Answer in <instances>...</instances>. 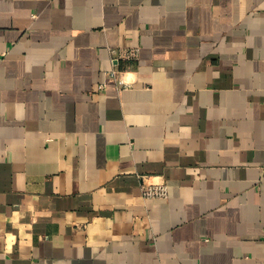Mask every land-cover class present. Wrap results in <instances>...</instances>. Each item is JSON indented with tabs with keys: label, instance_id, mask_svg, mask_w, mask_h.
<instances>
[{
	"label": "crops",
	"instance_id": "0c3cea01",
	"mask_svg": "<svg viewBox=\"0 0 264 264\" xmlns=\"http://www.w3.org/2000/svg\"><path fill=\"white\" fill-rule=\"evenodd\" d=\"M0 264H264V0H0Z\"/></svg>",
	"mask_w": 264,
	"mask_h": 264
},
{
	"label": "built area",
	"instance_id": "2783aa9c",
	"mask_svg": "<svg viewBox=\"0 0 264 264\" xmlns=\"http://www.w3.org/2000/svg\"><path fill=\"white\" fill-rule=\"evenodd\" d=\"M114 53L119 55L122 59H134L137 57V50H115ZM117 71H113L112 75L115 76ZM102 88V85L99 86ZM141 194L144 199H166L169 196V189L164 182L147 183L143 181L141 186Z\"/></svg>",
	"mask_w": 264,
	"mask_h": 264
}]
</instances>
